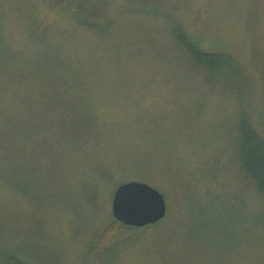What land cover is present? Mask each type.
<instances>
[{
	"label": "rangeland",
	"instance_id": "obj_1",
	"mask_svg": "<svg viewBox=\"0 0 264 264\" xmlns=\"http://www.w3.org/2000/svg\"><path fill=\"white\" fill-rule=\"evenodd\" d=\"M105 2L79 24L66 5L0 0V58L13 62L0 79V264H264V200L237 157L241 113L264 137V0ZM175 26L234 70L195 68ZM29 169L49 201L10 182ZM131 180L163 193L165 216L95 245ZM201 214L223 228L197 227Z\"/></svg>",
	"mask_w": 264,
	"mask_h": 264
},
{
	"label": "trees",
	"instance_id": "obj_2",
	"mask_svg": "<svg viewBox=\"0 0 264 264\" xmlns=\"http://www.w3.org/2000/svg\"><path fill=\"white\" fill-rule=\"evenodd\" d=\"M105 1L107 0H49V2H51L49 4L51 8H53L56 4L66 5V6L71 7L74 13L71 16L72 19L74 21L79 22V24L80 23L85 24L86 22L88 23L89 19H91L92 17L93 18L96 17L97 11H99L101 7L105 5L106 3ZM0 12H1V6H0ZM174 30H175V33L178 37L180 44L182 45V46L181 45L179 46L183 47L186 50V52L189 55V58L191 59V62H193L192 65L195 68H201V69L207 70L209 73H214V74L219 73L222 69L223 70L227 69V71L229 72L234 70L231 65L232 63L227 57L223 56L222 58V55H220L219 53H203V52L198 51L197 48L191 42L187 41V35L184 32H182L177 26L174 27ZM1 44L2 42L0 40V56L2 54ZM11 63L13 62L11 61L5 62L0 58V66L3 67V71L0 72V79L4 77L5 78L9 77L6 75V71H8L7 67H10L11 65H13ZM75 113H77V117H75L76 119L84 120L87 123V125L90 124V119H91L92 121L95 122L97 129L99 128L100 124L94 116L88 113L83 114L78 109L75 110ZM71 114H72V110L64 112L62 119L58 121L59 124L62 123L63 128L65 129L68 127L69 128L71 127L70 126L72 123L71 120L73 119L68 117ZM78 115H80L79 118H78ZM240 120L244 124L243 130H242L243 144H242L240 153L237 155L240 166H241V172L246 175L252 187L254 185V187L261 194V197L264 200V137L260 133L257 132V130L252 126L248 117L244 113H241ZM77 122H79V120ZM66 125H69V126L66 127ZM77 126L79 127V125ZM90 128L92 129V126ZM81 131L82 130L77 129V132H81ZM97 132L98 131H96V133ZM48 136L50 135L48 134ZM93 136H95V134ZM74 146H77V145H74ZM27 158L29 160V164H31L33 159L39 158V156L35 154L32 157L29 156ZM34 162H37V161H34ZM32 167H36V165H33ZM14 170L17 171V169H14ZM104 174L106 175L107 173L105 171L103 172V170L102 172L99 173L101 177H103ZM21 177L22 176L18 177L16 173L13 176L9 177V180L10 182L11 180H13L11 183H13L14 180H16L14 184L18 186L17 187L18 191L23 192L27 196L28 200H31V203L33 204L40 203L43 199L42 197H48L47 201H49V198L51 197V195H53V191L51 189H50L51 192H49L48 190L46 193L44 192V195H42L43 193H40L38 191V188L45 187L43 184L46 182V180L44 177H42V175L40 176L41 179H39L40 177L38 178L36 175H33L32 171L29 169L27 171V175H25V178H21ZM122 182L124 181H121L120 183ZM93 185L95 186L94 183ZM118 185L115 186L114 190L116 189ZM85 188L87 189V187ZM98 189H99V186H98ZM98 189L96 188V186L92 188V190L94 191L95 190L98 191ZM43 206H46V205H43ZM258 221H260L261 225H264V214L258 215ZM198 224L199 226L197 227L199 228L210 227L211 229L212 226L223 228L222 220H219V221L217 219L212 220L211 218H208V216H206L205 214H201ZM224 225L227 227L230 224L228 222H225ZM112 227H113V230L114 228L123 230L124 228H133L135 226L124 224L113 218V220L106 225L105 229L101 231L99 235L95 237L94 244L98 245L100 242H102L103 239L105 238L109 239L110 235L108 234V230L112 229ZM8 254L9 253L5 255H8ZM42 262L38 264H41ZM53 262L55 263V261ZM16 264H29V263L25 259L19 258Z\"/></svg>",
	"mask_w": 264,
	"mask_h": 264
},
{
	"label": "water",
	"instance_id": "obj_3",
	"mask_svg": "<svg viewBox=\"0 0 264 264\" xmlns=\"http://www.w3.org/2000/svg\"><path fill=\"white\" fill-rule=\"evenodd\" d=\"M113 217L128 225L143 226L165 216L163 193L147 182L131 180L120 183L111 198Z\"/></svg>",
	"mask_w": 264,
	"mask_h": 264
}]
</instances>
